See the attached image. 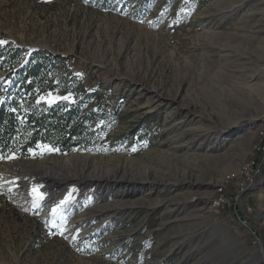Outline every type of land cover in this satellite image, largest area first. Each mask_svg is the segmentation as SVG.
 Wrapping results in <instances>:
<instances>
[{
    "label": "rangeland",
    "instance_id": "rangeland-1",
    "mask_svg": "<svg viewBox=\"0 0 264 264\" xmlns=\"http://www.w3.org/2000/svg\"><path fill=\"white\" fill-rule=\"evenodd\" d=\"M4 47L61 56L108 121L88 149L0 159V264H264V0H0ZM253 159L238 211L214 210Z\"/></svg>",
    "mask_w": 264,
    "mask_h": 264
},
{
    "label": "trees",
    "instance_id": "trees-1",
    "mask_svg": "<svg viewBox=\"0 0 264 264\" xmlns=\"http://www.w3.org/2000/svg\"><path fill=\"white\" fill-rule=\"evenodd\" d=\"M105 108L61 56L40 49L25 58L18 49L0 50V159L88 149L105 132Z\"/></svg>",
    "mask_w": 264,
    "mask_h": 264
},
{
    "label": "bare ground",
    "instance_id": "bare-ground-1",
    "mask_svg": "<svg viewBox=\"0 0 264 264\" xmlns=\"http://www.w3.org/2000/svg\"><path fill=\"white\" fill-rule=\"evenodd\" d=\"M245 85L248 89H250V88L253 89V87L255 86L254 84L252 86L248 83H246ZM258 130L260 132L261 144L260 145L258 144L259 146H257V147L262 148L261 145L263 144V146H264V126L261 127V125H260ZM261 152H262V150H261ZM87 155L88 154L75 153V154L68 155L62 159L59 158V160L52 158V160H53L52 163L62 164V165H72L73 163H75L77 160H79L81 158H87ZM16 164H18V163L16 162ZM255 165H256V163H255L254 159H253V161L246 162V164H243L239 175L235 178V182L231 183V181L225 179L222 183L216 185V187L214 188L213 193L211 195V206L213 207L214 210H216L217 212L221 211L223 209L228 210L231 205H234V208L236 206L235 211H238L237 203H238L239 198H231L229 200V204L225 198H230L229 192H239V190H241V188H244V191H245L250 184L252 185L255 183V182L248 183V181L250 180L249 178L251 177V171H253V168H255ZM36 166H37V164H36ZM260 169L261 168H259V172H260ZM69 178H70L69 175H64L61 173H60V175H57V174L53 173L52 171H50V172L48 171V172L43 173L41 176H38V180L36 182L40 186H43L44 190H46V189L52 188L55 185H58L60 183L68 182ZM94 179L109 181L108 177L103 175V174H96V175H92V176L91 175H87V176L79 175V178L77 180H80V182H82V181L89 182V181H92ZM27 181L28 180H26V179H22L20 184L23 186L27 185V183H28ZM246 183H248L247 186H245ZM11 184H13V183H11ZM234 185H235V187H234ZM241 193H243V192H241ZM243 204H245V203H243ZM234 208H233V210H234ZM249 210H250V207H249ZM251 230H252V234L254 235L253 244L258 246L264 252V232L262 231V228L257 227L256 229H251Z\"/></svg>",
    "mask_w": 264,
    "mask_h": 264
},
{
    "label": "built area",
    "instance_id": "built-area-1",
    "mask_svg": "<svg viewBox=\"0 0 264 264\" xmlns=\"http://www.w3.org/2000/svg\"><path fill=\"white\" fill-rule=\"evenodd\" d=\"M255 163H256L255 168H253V171H251V177L249 178L250 180L248 181V183L255 182V175L259 172V168H260L259 165L260 164H259V162L257 163V161H255ZM248 183H246L245 186H247ZM241 192H244V188H241V190H239V192H229L230 198H225L226 201L228 202V204H229V200L231 198H239L240 197L239 195Z\"/></svg>",
    "mask_w": 264,
    "mask_h": 264
},
{
    "label": "water",
    "instance_id": "water-1",
    "mask_svg": "<svg viewBox=\"0 0 264 264\" xmlns=\"http://www.w3.org/2000/svg\"><path fill=\"white\" fill-rule=\"evenodd\" d=\"M12 156H14V155L12 154ZM21 159L24 160V161L27 160V159L35 160L34 158H32V157H30V156L22 157ZM13 161H14V160H13ZM242 197H243V196H242V194H241V200H242Z\"/></svg>",
    "mask_w": 264,
    "mask_h": 264
}]
</instances>
